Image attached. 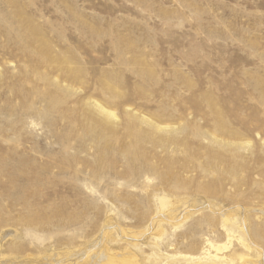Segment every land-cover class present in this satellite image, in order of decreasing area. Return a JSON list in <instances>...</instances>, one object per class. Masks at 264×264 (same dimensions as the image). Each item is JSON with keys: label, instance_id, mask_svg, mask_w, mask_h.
Segmentation results:
<instances>
[{"label": "rangeland", "instance_id": "obj_1", "mask_svg": "<svg viewBox=\"0 0 264 264\" xmlns=\"http://www.w3.org/2000/svg\"><path fill=\"white\" fill-rule=\"evenodd\" d=\"M43 210L17 263L228 254L222 213L264 235V0H0V215Z\"/></svg>", "mask_w": 264, "mask_h": 264}, {"label": "bare ground", "instance_id": "obj_2", "mask_svg": "<svg viewBox=\"0 0 264 264\" xmlns=\"http://www.w3.org/2000/svg\"><path fill=\"white\" fill-rule=\"evenodd\" d=\"M94 107L103 115H105L106 117H115L114 113L112 111H109L107 109H105L104 107H102L100 104L95 103ZM150 125L153 127V129L159 130L161 129L159 126L157 125H153L150 123ZM235 137V135H234ZM139 138V137H138ZM238 140V139H237ZM219 141V140H218ZM237 142V141H236ZM241 142V141H240ZM243 142V141H242ZM230 143V142H229ZM227 143V144H229ZM233 143H230V145H232ZM236 144V143H235ZM240 144V143H237ZM243 144V143H242ZM225 146V145H224ZM229 146V145H228ZM237 146V147H236ZM234 147L238 148V145H236ZM240 147V145H239ZM242 147V146H241ZM223 148V147H222ZM241 149V148H240ZM222 150V149H221ZM225 151V150H224ZM237 151V150H236ZM233 176V175H232ZM230 176V177H232ZM234 178V177H233ZM211 188V187H210ZM213 189V188H212ZM41 197V196H40ZM39 197V198H40ZM32 200V197H31ZM30 200V201H31ZM29 201V202H30ZM157 201L160 205L161 208H163L165 206V198L164 197H158ZM16 204V203H15ZM27 204V203H26ZM47 205V204H46ZM45 205V206H46ZM18 206V205H17ZM28 206V205H27ZM13 207V206H12ZM57 208V207H55ZM37 209H39L37 207ZM47 209V208H46ZM54 209V208H52ZM59 209V208H58ZM25 210V209H23ZM36 210V209H35ZM27 211V210H26ZM48 211V210H47ZM33 212V211H32ZM56 212V211H55ZM229 212V211H228ZM39 211L37 213H30V215L28 217H25L23 219L18 220L19 222H15L16 220L14 219H8V218H3L0 215V264H31L32 262H25L24 263H17L15 260L11 259L12 258V252L14 251H20L23 249V246H19L20 243L15 242L16 240H19V233H18V229L21 227H18V229L16 230L15 226H19V225H23L26 227H31V226H36V224H39V222H42L44 219L43 216H45L46 210H43L42 212L40 211V214H38ZM53 213V210H52ZM57 213V212H56ZM60 213V212H59ZM227 213V212H226ZM261 213V211H260ZM26 214V212H25ZM28 214V213H27ZM61 214V213H60ZM225 214V213H224ZM223 213L220 214V222H221V227L224 230V235L227 237V239L230 242H235L236 246H237V250H233L231 252H229L228 254H224L222 252V250L227 249L228 247L226 245L224 246H217L215 244H213L212 242H209V240H204L205 242L203 243V247L202 249L199 251L200 254L198 255V257H191V256H180V260L182 259L183 262H185V264H264V235H260L258 233H248L245 224L243 223V221L240 220L236 221V219L228 217L226 215H224ZM50 215V212H49ZM58 215V214H57ZM263 216V215H262ZM48 217V216H47ZM56 217V216H55ZM185 216H182V218ZM245 217V216H244ZM59 218V217H58ZM61 218V217H60ZM236 218V216H235ZM242 218V217H241ZM181 219V218H180ZM239 219V218H238ZM243 219V218H242ZM247 219V218H246ZM54 220V219H51ZM65 220V219H64ZM71 222L73 223L72 219ZM179 220V219H178ZM58 221V220H57ZM248 221V220H247ZM51 222V221H50ZM57 223V222H56ZM246 223V222H245ZM250 223V222H249ZM44 224V223H43ZM48 224V222H47ZM62 224V221L61 223ZM45 225V224H44ZM53 225V224H52ZM250 226V225H249ZM5 227H10L13 228V231H2L1 228H5ZM42 227V226H41ZM56 227V226H55ZM34 228V227H31ZM58 228V226H57ZM56 228V229H57ZM23 229V228H22ZM36 229V228H35ZM34 229V230H35ZM38 229V228H37ZM42 229V228H41ZM44 229V227H43ZM62 229V228H61ZM249 229V228H248ZM251 229V228H250ZM21 230V229H20ZM40 230V229H39ZM52 230V229H51ZM58 230V229H57ZM46 232V230H44ZM53 231V230H52ZM251 231V230H250ZM39 232V231H38ZM51 232V231H50ZM24 233V231H23ZM33 233V232H32ZM39 233H42L41 230ZM28 234V232H27ZM26 234V235H27ZM44 234V233H43ZM46 234V233H45ZM22 235V233H21ZM20 235V236H21ZM47 235V234H46ZM8 236H13L12 239H9L10 241L7 243L6 239ZM24 236V234L22 235ZM49 236V235H48ZM27 237V236H26ZM26 237H22L21 239L24 240V238ZM46 237V236H45ZM20 239V240H21ZM28 239H25L24 241L26 242ZM32 241V240H31ZM45 241V239L43 240ZM226 241V239H225ZM23 243V242H22ZM30 243V242H29ZM226 243V242H225ZM34 244V242H33ZM45 243H43L44 245ZM49 244V243H48ZM47 244V245H48ZM232 244V243H231ZM35 245V244H34ZM33 245V246H34ZM41 245V244H40ZM46 247H50L47 246ZM156 246L152 248V253L151 256L154 255L156 256V258H158V260L160 259H170L173 258L174 256H163L162 254H160V250H157V244H155ZM223 245V244H222ZM29 247V246H28ZM35 247V246H34ZM33 247V248H34ZM38 247V245L36 246ZM42 248H45L44 246H41ZM40 247V248H41ZM94 247V245L92 246ZM91 247V248H92ZM135 247L139 248L138 245H135ZM235 248V246H234ZM38 248H36L37 250ZM47 249V248H45ZM93 249V248H92ZM97 249V248H95ZM159 249V248H158ZM35 250V251H36ZM230 250V249H229ZM46 251V250H45ZM48 251V250H47ZM10 252V253H9ZM40 252V251H39ZM91 253L93 252V250H81L79 251L76 255H78L79 257L81 256H85L86 253ZM100 252V251H99ZM43 253V252H41ZM11 254V255H9ZM25 254V253H24ZM29 254V253H28ZM27 254V255H28ZM32 254V253H31ZM39 255V254H38ZM49 255V254H48ZM130 255V254H129ZM180 255V254H179ZM15 256V255H13ZM19 256V255H18ZM45 257V256H44ZM66 257V256H65ZM73 257V256H72ZM19 258V257H18ZM27 258V257H26ZM24 258V259H26ZM87 258V257H86ZM92 263L90 264H126L129 260V257H126L124 255L120 256V258H118L117 256H115V258H117L116 260H112V261H107V252L106 253H102L99 254L98 252L95 253L92 257ZM112 258V257H111ZM145 258V257H144ZM17 259V257H16ZM33 259V258H31ZM48 257H46V260L48 261ZM85 259V258H84ZM75 260V259H74ZM90 260V259H89ZM157 260V259H156ZM19 261V260H18ZM22 261V260H21ZM33 261V260H32ZM40 261V260H39ZM58 261V260H57ZM87 261V260H86ZM99 261V262H98ZM65 262V261H64ZM84 262V261H83ZM173 262V261H172ZM49 263V262H48ZM55 263H59L55 262ZM74 263V262H73ZM174 263V262H173ZM176 263V262H175ZM40 264V263H39ZM60 264V263H59ZM67 264V263H66ZM82 264V263H80ZM84 264V263H83Z\"/></svg>", "mask_w": 264, "mask_h": 264}]
</instances>
